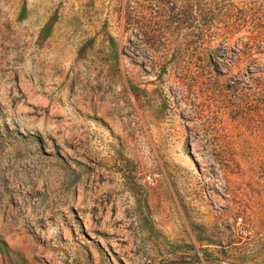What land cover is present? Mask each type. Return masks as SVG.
Listing matches in <instances>:
<instances>
[{
  "label": "rangeland",
  "instance_id": "obj_1",
  "mask_svg": "<svg viewBox=\"0 0 264 264\" xmlns=\"http://www.w3.org/2000/svg\"><path fill=\"white\" fill-rule=\"evenodd\" d=\"M0 264H264V0H0Z\"/></svg>",
  "mask_w": 264,
  "mask_h": 264
},
{
  "label": "built area",
  "instance_id": "obj_2",
  "mask_svg": "<svg viewBox=\"0 0 264 264\" xmlns=\"http://www.w3.org/2000/svg\"><path fill=\"white\" fill-rule=\"evenodd\" d=\"M146 179L149 181V180H150V177L147 176ZM236 222H237V225L241 224V218H238V219L236 220Z\"/></svg>",
  "mask_w": 264,
  "mask_h": 264
}]
</instances>
